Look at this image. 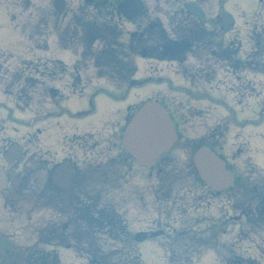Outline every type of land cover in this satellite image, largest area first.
I'll list each match as a JSON object with an SVG mask.
<instances>
[{
	"label": "flooded vegetation",
	"instance_id": "flooded-vegetation-1",
	"mask_svg": "<svg viewBox=\"0 0 264 264\" xmlns=\"http://www.w3.org/2000/svg\"><path fill=\"white\" fill-rule=\"evenodd\" d=\"M184 36L167 38L160 40L159 44H155L158 39L153 37L152 43L154 45L141 48V54L146 52L147 60L153 62L150 65V73L152 78L150 79L157 87L153 91V95L156 100L167 102L166 106L170 115L172 116L175 124L180 128L187 125V117L198 118L207 114L204 113L207 109L203 106H197L199 100H206L209 102L214 101L216 108L214 113L219 109V104L214 97L209 94L211 90L217 91L222 85L221 75L222 68L225 59H229L230 51L224 48L223 39L218 34L217 24L219 21L214 17L205 19L203 22L199 21L191 15L184 16ZM189 31V32H188ZM151 33H156V28L150 29ZM188 32V33H187ZM144 33H141V37ZM192 42L193 45L190 48H186L185 51L170 53L166 46L172 43H187ZM190 60H196L197 64L192 65ZM66 69L64 68V71ZM117 70V68H116ZM75 76L66 78V83L63 84L64 90H84L85 83L77 76L78 68L76 69ZM119 75V83H115L116 89H120L122 80L121 68L116 72ZM168 74L166 80L161 78L160 75ZM156 76H158L156 78ZM109 80V79H108ZM117 80V78H115ZM172 80V81H171ZM186 81L191 85L200 86L202 83L203 89L195 88L187 91L186 89L180 90L175 86L174 81ZM110 81V80H109ZM161 85H166L167 89L160 90ZM197 91V93H193ZM115 98V95H112ZM84 98H75V105L84 104ZM92 112L96 107L93 101L90 102ZM122 106L127 107L126 101L120 96V99L114 100V104H109L102 114V119L93 120L87 118L86 114L76 118L74 110L70 112V119L74 120V123L70 124L65 130L59 128L60 131L65 132L60 138L54 139L48 137L46 141L40 140L39 135L31 134L30 132L25 135V149L27 154V164L25 175L29 178L36 172L37 169L41 171H48V168L55 163V158H62V160H68L72 165L77 166L78 179H73L72 185L68 190L58 189L57 193L62 196L65 205H69V201L74 200L80 196V193H75V187L81 182V185L85 187L84 180L89 175L90 167L87 168V173H80L79 166L94 165L96 153L102 151V153L108 151H115L118 148V141L123 124L127 118L126 109L124 110V121L120 120L122 115ZM213 113V114H214ZM55 148V152H51V149ZM80 155L84 163H80ZM53 187V186H52ZM57 187V186H56ZM49 201L53 200V196H47Z\"/></svg>",
	"mask_w": 264,
	"mask_h": 264
},
{
	"label": "rangeland",
	"instance_id": "rangeland-1",
	"mask_svg": "<svg viewBox=\"0 0 264 264\" xmlns=\"http://www.w3.org/2000/svg\"><path fill=\"white\" fill-rule=\"evenodd\" d=\"M27 1V0H26ZM25 1V2H26ZM70 2V9L72 10L73 7H75L77 5V0H69ZM147 4L148 10H149V14H152V8L153 6H151V4L147 1L144 0ZM167 0H162L160 1L161 3H165ZM172 1V0H170ZM15 2L16 0H13L10 2V9L12 12H15L17 17H16V21H14V24L17 25V23L19 22V24L21 25H25L24 22L26 21V16L29 13L30 10H32V14H34V18H42L47 16L50 20H56L59 19L56 16V11L52 6V1L51 0H29L28 2V7H30L31 9L27 8V7H22V5H20V9H16L15 6ZM24 2V3H25ZM45 3V4H43ZM72 3V4H71ZM40 4H43L42 6L39 7ZM24 5V4H23ZM165 6H162V8H164ZM209 8L211 10H215L214 7H212L211 5H209ZM227 8L233 12V13H240V14H246V15H253L255 13H260V18H261V22L264 24V0H229L227 3ZM55 12V13H54ZM241 19L238 20V25L236 30L234 31L233 36H236L238 38L239 41H241V43H244V45L246 44V33L248 35V33L252 30V29H256L257 31H260L261 29H263V25L259 22L258 19H254L252 20L251 18H247L245 15H241L240 16ZM62 21V19H61ZM249 21V25L246 28L245 23ZM40 23V22H39ZM43 25V24H42ZM136 29L134 26H130L127 25L125 30L128 32L130 30H134ZM245 29V30H243ZM126 36V35H125ZM230 36V35H229ZM25 39V37L22 35L21 32H19L18 29H16L11 21V15L8 14V10L0 4V48H18L21 46V44H25L26 42L23 41ZM40 39L38 38L37 41H39ZM41 40H45V42H48L51 44V38L47 37L45 39H41ZM67 60H71V55L67 54L66 56ZM34 62H42L45 61V59H33ZM35 76H39L35 75ZM161 87V86H160ZM40 89L41 87L37 84H35V90L37 92L38 95H40ZM264 89V80L260 81V82H256L255 84H244L241 88H238L239 94L243 95L242 98H246L247 93L249 92H254V96H258L259 92H261ZM160 90H162V88H160ZM135 93H137V91H135L133 93V100L131 101H138L141 98H143L146 93V88H143L141 90V92H139V95H136V97L134 96ZM150 92L148 91L146 94H149ZM196 94V93H195ZM116 99H120L119 95H115ZM131 99V98H130ZM245 101V100H244ZM243 101V102H244ZM196 102H199V104L197 106L200 107H204L207 110L204 113H207V116L203 117V120L206 121V119H209L211 117V121L215 118H213V115L216 114L214 113L215 108H216V104L214 103V101L209 102L206 100H202V102H200L199 100H197ZM97 103V102H96ZM246 103V102H245ZM255 104V109L257 110L259 108V106H264V90L261 92V94L258 97V101L257 103L253 102V105ZM108 104L105 103L104 106L106 107ZM97 108L98 111H100L102 109V107L100 106L99 103H97ZM4 108L0 107V123L3 124L4 126H6V128L8 130H10L9 128H11V126H7L9 125L8 123L3 122L5 115H6V111L3 110ZM214 113V114H213ZM197 118L199 116L198 113H196ZM20 115L16 114V117L18 118ZM246 124L247 126L243 129V133L242 136L244 137V139L247 140V142L249 143V147L250 149H252V156L253 158L260 164V166L264 165V114L261 115L260 117H255V118H251L249 121L248 119L246 120ZM252 121V122H250ZM69 123L72 124L74 123V120L70 119V117H66L61 121L58 120H51L49 123L44 124V129L43 130H38L37 132L40 133L39 137L40 139L46 141L48 139V137L57 139L60 138L63 134H65V132H62L59 130V128H64L65 130H67ZM235 123V124H234ZM237 125L239 127L240 123L239 122H233L231 118H229L228 120L225 119V123L224 125L232 126V125ZM18 127L20 128L19 132L23 133V129L26 130V128H24L23 126H20V124H17ZM225 126V128L227 127ZM229 129V128H227ZM181 130L183 132H181L182 136H183V141L179 144H177L175 146V148L170 152V156L173 157L175 159V164L174 166H172V171H174L175 176H177L176 178L178 179V186L181 188V190L178 193L179 197H183V198H187V193L188 190L190 188L187 189V186H192L195 189H193V192L197 193L198 197H204L207 195L208 191L198 182H196L194 180V176L191 174V170L189 168V158H190V153L189 151H187V146L184 147L183 146V142L189 141L192 139V137H194L193 134V129H187V130H183V128H181ZM36 132V133H37ZM196 135H203L205 130L204 129H200L197 128L195 129ZM235 133H231L228 132L227 135V139L229 136H232ZM226 135V134H225ZM242 137V138H243ZM232 147L235 150L241 149V151L243 152L242 156L239 157V159L237 160V162L234 165V170L237 173L238 176L243 175V179L245 178V174H247L248 168H250L251 172L254 173L255 176H257L259 174V170L257 168V166L255 165V163H251V165L249 167L246 166V161H245V157H249L251 156L250 152H249V148L247 147V145L244 143V141H241L240 139H238L237 137L234 138L232 140ZM250 158V157H249ZM255 165V166H253ZM171 166V165H170ZM121 167H119L116 164H111L109 162L105 163L103 166H99L97 165V167L95 168V173H94V181L95 183L93 184V186L95 187V191L97 192H107L110 189L107 187L109 186L110 182L106 183L105 181L102 180V176L103 174H107L112 176V174L119 170ZM167 169V167H166ZM259 181L263 182V184L260 186L258 185L256 187L257 190H259L260 192H257L260 196H264V178H257ZM112 181V179H111ZM146 186L144 185V187L140 186L139 190L140 191L143 189L142 192V196L140 197L138 202H134L132 200V195L133 193H128L125 194L123 196L122 192H115V195L117 196V198H121V201H123V205H124V209H122V213L128 217L131 218V228L133 231L141 228V227H148L147 224H139L138 220L139 218H142L144 216H146L148 213H150L153 216V219L156 217H159V215L157 213H154V208L157 206L156 204V200L151 199V197L149 196L148 191L145 188ZM261 187H263V189H261ZM10 192H13V188L9 189L8 192L5 195V197H9L10 196ZM112 194H114V191H111ZM191 192V191H190ZM224 197L229 200L232 198V194L231 192H225ZM256 201L259 200V197L255 196L253 197ZM153 200V201H152ZM11 199H9V204H10ZM223 201V199H222ZM18 202V203H17ZM15 203V207L12 208L11 210V214L10 212L6 214L5 216V223L0 224V231L3 230L5 228L8 227L10 234V237H14L19 238L20 240H22L23 238L26 237L25 232L22 231L23 230V224L25 223V216L23 214V212L26 209L27 203L28 202L26 199L22 198V199H18ZM217 202L218 200H214L213 201V206L216 207L217 206ZM224 202V201H223ZM160 203V202H159ZM144 206H143V205ZM1 205V202H0ZM19 205V207L17 206ZM15 209H18L15 211ZM156 209V208H155ZM1 212L3 213L2 209ZM0 212V214H1ZM199 215V211L196 212ZM38 215V214H37ZM161 217H163V214H161ZM39 218V216L37 217ZM200 218V216H199ZM13 219L16 220V223H12ZM165 224L163 226H161L162 228L165 229V226L167 225L166 221L167 219H165ZM177 225L183 227L181 225V223H178ZM264 226V225H263ZM183 229V228H182ZM132 231V232H133ZM229 235L230 237L233 236V229L229 228ZM257 235V239H261L262 237L264 238V227H261L258 231L254 232ZM167 234V233H166ZM1 235V234H0ZM13 241V240H12ZM232 242H228L226 244L227 247H229L231 250L225 248L227 251H237L239 252L242 247L240 246L239 243H233V239L231 240ZM249 246L251 247V249L254 248V246L252 244H249ZM140 248H141V252L143 254V258L146 264H153V262H155L159 255L161 250L156 246V244H154L153 240L149 239L143 243L140 244ZM259 253L261 255H263L264 257V243H261V248H260V252L257 249L252 250V252L249 251L248 254H252L254 256L259 255ZM222 254H224V252H222ZM262 262L264 263V259H262ZM79 264H88V262L85 259H81L79 261ZM202 264H215V258L213 255H207L205 257V259L203 260Z\"/></svg>",
	"mask_w": 264,
	"mask_h": 264
},
{
	"label": "water",
	"instance_id": "water-1",
	"mask_svg": "<svg viewBox=\"0 0 264 264\" xmlns=\"http://www.w3.org/2000/svg\"><path fill=\"white\" fill-rule=\"evenodd\" d=\"M164 121L168 123V120L163 117L161 112L151 107L146 108L140 114L132 129L128 132L125 142L135 157L140 160L142 158L144 162H148L150 157L153 159L162 151L169 149L175 139V134L172 132L169 123L164 126ZM205 157L207 158L204 162L205 165L218 164L207 150H204L199 158L203 159ZM199 166L202 168L201 165ZM3 184L4 179L0 170V188Z\"/></svg>",
	"mask_w": 264,
	"mask_h": 264
}]
</instances>
